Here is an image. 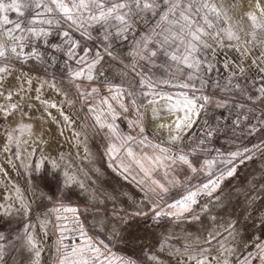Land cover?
<instances>
[{
    "label": "snow or ice",
    "instance_id": "snow-or-ice-1",
    "mask_svg": "<svg viewBox=\"0 0 264 264\" xmlns=\"http://www.w3.org/2000/svg\"><path fill=\"white\" fill-rule=\"evenodd\" d=\"M243 7L244 0H0V130L4 141L0 152H12L20 167L31 171L29 161L37 140L46 143L34 121L43 124L50 119L59 124L55 110L66 126L77 123L71 114L79 116L77 100L61 87L62 82L47 75V69L62 56L64 80L75 90L93 126L106 133L109 167L131 179L142 193L132 201L130 215L178 225L187 219L199 221L204 214L213 225L204 237L187 232L182 238L165 234L157 251L145 253L148 264H164L159 253L165 252L177 258V264H264V239L246 240L237 220L217 223V217L210 214V206L223 207L222 198L215 194L235 174L234 161L243 163L264 153V143L227 152L213 146L216 135L225 129L222 121L230 122L233 137L237 130L248 134L264 130V108L258 107L264 105V5L255 0V10L241 12ZM140 25L146 27L142 33L137 31ZM83 38L100 43L88 48ZM129 41L130 63L115 76H107L105 59L118 60L115 44ZM30 64L45 75L34 77L31 69L23 71ZM154 69L163 72L157 75ZM117 76L119 83L114 82ZM46 91L62 99L47 98ZM33 101L40 104L39 117L31 115L36 107ZM221 109L227 116L210 117L211 111ZM130 111L134 118L128 123L136 134L121 131L115 123ZM146 114L151 121L167 119L156 124L154 139L145 134ZM197 125L199 132L193 134ZM86 128L85 123L81 130L74 129L73 139L83 143L91 156L86 140H80L87 135ZM230 142L236 144L235 139ZM46 159L42 156L34 162L35 169ZM60 159H65L63 153ZM7 162L16 167L13 159ZM51 167L60 169L61 165L52 160ZM184 172L187 175H181ZM0 173L7 175L2 166ZM62 175L63 185L78 187L93 207L118 200L108 193L101 199L72 171L70 162ZM200 177L202 182L191 183ZM0 186L7 193L0 211L5 216L28 217L31 203L24 191L14 183L5 186L2 179ZM260 187L264 189V184ZM204 198L207 202L201 204ZM256 200V196L246 198V218L257 211ZM112 215L125 222L115 209ZM81 217L77 206L58 201L38 215L35 224L25 223L14 240L0 232V264H5L10 250L25 252L27 264H44L43 238L53 233L52 264H142L117 255L108 244L90 236ZM256 220L264 228V209L258 211ZM96 223L103 227L106 221L97 215ZM223 233L227 236L218 239ZM69 236L76 242H66ZM249 244L254 251H244Z\"/></svg>",
    "mask_w": 264,
    "mask_h": 264
},
{
    "label": "rangeland",
    "instance_id": "rangeland-1",
    "mask_svg": "<svg viewBox=\"0 0 264 264\" xmlns=\"http://www.w3.org/2000/svg\"><path fill=\"white\" fill-rule=\"evenodd\" d=\"M264 0H261V4ZM249 8L255 10V0H244V7L241 12L247 11ZM146 27L140 25L137 28L138 32H144ZM98 29L94 32L97 35ZM76 38L80 39L79 34H76ZM55 42V38H53ZM99 40H88L83 38L82 44L88 48H95L99 45ZM130 41L124 44L117 42L115 44V52L119 54L118 60H111L106 58L104 61L105 74L109 77L115 76V74L123 68L124 64L130 63V58L127 53L129 51ZM61 56L54 67L47 69V75L49 77L54 76L58 83H61L69 96L77 100V108L80 109L79 116L76 113H71L76 118L77 123L72 126H66L62 121L59 114L52 110L53 115L57 117L60 123L53 122L50 119H46L43 123L44 128L37 127L34 122V128L41 138L46 141L44 144H40L37 140L35 149V155L31 157L29 163H33L31 171L26 172L24 168L20 167V161L15 159L12 152L4 154L0 152V166H2L7 175L0 173V179L4 180V185L11 187L14 183L18 185L25 193V196L31 203V211L28 217L19 216H5L0 211V232L4 233L7 237L15 239L16 234L21 231L23 225L27 222L33 224L36 223L38 215L44 213L47 209L53 207L58 201L64 203H70L73 206H77L82 213V220L84 221L88 234L97 240L103 241L108 244L109 247L120 256L133 257L142 262V264H148L145 260V253L147 251H157L161 237L168 233H174L176 237L182 238L185 234L191 233L192 236L204 237L207 235V231L210 227H213L211 221L207 215L201 214L199 221H193L187 219L179 222V224L170 223L168 220H161L159 223H155L151 218L145 219L143 217H132L130 214L134 210L132 208V201L139 200L142 196L136 184L131 179L126 180L124 175L115 167H109L108 157L105 155V149L107 146L106 133L103 129H99V126H93V119L80 105L79 99L76 96L75 90L64 80L63 70L64 63ZM123 61L121 64L120 61ZM32 70V75L44 76V70L34 67L33 65H26L23 71ZM157 75H161L162 69H154ZM134 74L130 73V76ZM214 75V74H210ZM114 82L119 83L120 79L117 76ZM98 83H103L102 80ZM138 86L134 85V87ZM176 91L177 89H169ZM47 98L60 101L62 97L58 94H54L52 91H46ZM36 105L35 110H30L31 115L35 117L40 116V104L38 101H33ZM131 107V106H130ZM258 107L264 108V105ZM210 117L227 116V112L224 110H213L210 112ZM259 115V112L256 113ZM134 118V114L130 111L126 115H120L117 117L115 123L119 126L120 130L129 133L136 134L135 130L129 126L128 120ZM39 120V119H37ZM81 120V122H79ZM151 120L149 116L145 115L146 132L150 139H154L156 134L149 129L148 122ZM87 124V128L83 129L87 135H81L80 140L87 142V147L90 149L92 155L88 156L84 151V144H77L73 139V131L81 130V126ZM225 125V129L216 135L213 146L220 149L222 152L229 150H235L236 147L247 146L264 143V130H259L255 133L248 134L246 130H237V135L233 137L230 128V122L222 121ZM252 123H257L253 120ZM79 124V125H78ZM259 128V125H257ZM199 132V125L193 130V134ZM44 133V134H43ZM35 139V137H34ZM230 139H235L236 144H232ZM2 130H0V147L3 144ZM65 156L64 160L60 159V154ZM215 155V153H213ZM47 157L44 161V165L37 170L34 167V162L39 161L41 157ZM8 159H13L16 163V167L13 168L8 164ZM56 160L61 165L60 169H53L51 167V161ZM72 164V171L77 172L81 179H83L88 185L89 189H94L100 194L101 199H104L103 194H113L118 196L116 201H105L103 205L93 207L92 202L89 200L87 194L81 192L78 187L66 188L63 185L62 169L67 167L68 163ZM236 165V172L232 177H227L221 188L215 195H218L223 200V207L210 206V214L217 217V223L226 222L229 219L237 220V227L241 231V235L246 240H254L256 237L264 239V228L259 226L256 220L257 213L260 209H264V189L260 187L264 184V153H257L253 159L245 160L240 163L239 160L234 161ZM94 168H99L101 171L97 173ZM85 172L87 175H85ZM181 175H187V172ZM203 177L199 179H193L192 184H197L203 181ZM127 193V195H122ZM7 193L4 190V186H0V202H3L2 198ZM176 196V193H173ZM256 196L257 211L251 213V218H246V198ZM178 198V196H177ZM207 202V198L201 200V204ZM88 211L85 212L84 209ZM113 209H115L120 216L125 218V222H121L113 217ZM199 212V208L196 209ZM127 214V215H126ZM97 215L103 217L106 221L103 227L99 223H96ZM115 228V231L113 229ZM221 232L223 230L221 229ZM227 236V233H223V236L218 239H223ZM49 243L55 242V234H49L45 237ZM66 242H76L71 240L69 236ZM175 243V241H173ZM183 241L181 240V243ZM217 242H212V247H216ZM44 246V245H43ZM244 251H254L251 245H246ZM55 254V253H54ZM53 254V257H54ZM164 264H177V258L169 256L166 252L159 253ZM52 257V258H53ZM28 256L25 252L10 250L7 254L5 264H27ZM52 264V260L51 263ZM255 264H259L255 261Z\"/></svg>",
    "mask_w": 264,
    "mask_h": 264
},
{
    "label": "bare ground",
    "instance_id": "bare-ground-1",
    "mask_svg": "<svg viewBox=\"0 0 264 264\" xmlns=\"http://www.w3.org/2000/svg\"><path fill=\"white\" fill-rule=\"evenodd\" d=\"M263 3H264V1H263ZM34 122H35V124H36L37 127H42V129H45L43 127L44 124H42L40 120H37L36 119ZM79 122H81V120ZM161 122L166 123L167 122V119L164 120V121H161L160 119H157L155 121H150V122H148V125L147 126L150 128L149 130L151 132L153 131V132H155L157 134L156 124H159ZM158 135H163V133H159ZM43 239H44V248H45V251L42 253L43 262H44V264H50L51 263V260H52V257H53V254H54V245H53V243H49V241H47L45 239V237Z\"/></svg>",
    "mask_w": 264,
    "mask_h": 264
}]
</instances>
